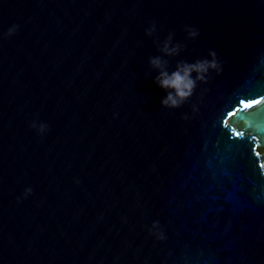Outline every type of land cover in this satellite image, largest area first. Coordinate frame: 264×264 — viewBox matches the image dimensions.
<instances>
[{"label":"water","instance_id":"water-1","mask_svg":"<svg viewBox=\"0 0 264 264\" xmlns=\"http://www.w3.org/2000/svg\"><path fill=\"white\" fill-rule=\"evenodd\" d=\"M263 148L264 0H0V264H264Z\"/></svg>","mask_w":264,"mask_h":264},{"label":"clouds","instance_id":"clouds-1","mask_svg":"<svg viewBox=\"0 0 264 264\" xmlns=\"http://www.w3.org/2000/svg\"><path fill=\"white\" fill-rule=\"evenodd\" d=\"M15 31L16 27L13 26L9 29L7 35L11 36ZM149 34H151V32H149ZM189 35L194 38L198 33L192 30ZM163 50L169 55L177 52L176 48L169 51L167 44H165ZM209 55L212 57L211 60H201L197 61L195 64L185 63L183 65H178L177 70L172 72L171 75L163 70L164 65L159 58L151 59V65L161 69L160 75L157 77L159 87L174 90V94L173 92H169L167 99L162 101L164 106L173 109L181 107L185 101L192 97L198 82L207 83V77L210 71L220 72L221 68L216 60L215 53L212 52L209 53ZM193 73L196 74L195 78L192 76Z\"/></svg>","mask_w":264,"mask_h":264},{"label":"trees","instance_id":"trees-1","mask_svg":"<svg viewBox=\"0 0 264 264\" xmlns=\"http://www.w3.org/2000/svg\"><path fill=\"white\" fill-rule=\"evenodd\" d=\"M262 151H264V148L263 149H261Z\"/></svg>","mask_w":264,"mask_h":264}]
</instances>
